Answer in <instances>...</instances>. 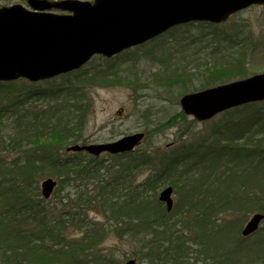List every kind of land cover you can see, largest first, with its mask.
<instances>
[{
    "label": "trees",
    "instance_id": "obj_1",
    "mask_svg": "<svg viewBox=\"0 0 264 264\" xmlns=\"http://www.w3.org/2000/svg\"><path fill=\"white\" fill-rule=\"evenodd\" d=\"M211 34L216 49L223 54L206 67L201 87L250 74L248 54L254 38L249 25L231 21L229 27L214 29ZM173 70L161 78L162 84L167 88L182 87L186 91L188 85L183 81L191 75ZM69 76L66 75L62 83H54V92L45 94L56 99L57 94L63 97L40 109L26 105L36 92L29 85L21 84V79L0 81L2 264H96L99 259L96 247L103 240L104 230L99 222L87 224L85 221L87 210L95 205L116 226L122 222L126 224L116 230L119 234L153 228L146 245L161 260L195 264L193 257H198L209 259V264H264V237L253 235L254 242L258 243L256 252L253 244L235 248V244L229 243L230 225L227 231L219 228L222 225L218 223L213 225L214 198L208 202V194L216 192L221 208L249 205V210L264 212V102L245 104L226 112L246 110L247 123L235 133L248 132L244 146L236 141L235 144L212 143L207 147L200 143L168 153L158 149H135L109 155L111 165L105 166V158L64 151L66 145L79 140L78 134L84 124L88 107L85 82H96L94 76L84 70L78 71L75 81ZM231 135H227V141L233 140L229 139ZM206 157L209 169L220 168L226 159L230 165L211 181L203 176L196 180L180 179L189 169L188 166L180 169L181 163L191 160L193 162L187 165L203 164ZM156 161L159 167L153 170V175L138 180L143 168ZM102 168L104 171L100 172ZM46 176L57 180L49 199L40 194L39 183ZM92 179L97 184L94 193L88 192L86 183H74L78 180L88 183ZM73 183L75 187L81 186L80 189L63 193ZM166 183L175 186L180 198L184 199L181 208L174 207V216L163 206H152L161 205L156 191ZM180 188L185 189L179 191ZM176 204H180L179 198ZM144 219L147 224H143ZM70 228L80 235L71 236Z\"/></svg>",
    "mask_w": 264,
    "mask_h": 264
},
{
    "label": "water",
    "instance_id": "obj_2",
    "mask_svg": "<svg viewBox=\"0 0 264 264\" xmlns=\"http://www.w3.org/2000/svg\"><path fill=\"white\" fill-rule=\"evenodd\" d=\"M264 0H27L34 10L21 4L0 6V80L25 77L36 81L79 67L95 52L111 55L124 47L145 41L170 26L189 20L219 22L230 13ZM61 9L57 14L46 9ZM264 99V73L184 95L180 103L186 113L206 119L218 111L248 101ZM142 132L116 141L71 145L67 150L92 154L132 149ZM55 180L41 182L48 197ZM169 186L160 200L172 206ZM262 213H255L242 230L254 231ZM125 264H135L133 259Z\"/></svg>",
    "mask_w": 264,
    "mask_h": 264
},
{
    "label": "rangeland",
    "instance_id": "obj_3",
    "mask_svg": "<svg viewBox=\"0 0 264 264\" xmlns=\"http://www.w3.org/2000/svg\"><path fill=\"white\" fill-rule=\"evenodd\" d=\"M17 2L26 5L25 0H3L0 1V4L7 5ZM238 18L244 23L250 24L252 34L256 39L251 48L253 53L248 57L250 72H264V5H253L246 8L241 11ZM188 28L191 32H187L185 28H179L169 34H164L157 41L131 48L125 55L116 58L114 65L106 72L109 73L105 77L106 85L92 86L86 94L90 105L86 111L85 126L79 137L81 140L105 142L135 131H147V138L141 144V148H153L167 143L177 145L183 140L208 136L207 133L214 125L212 122L217 121L220 116L213 121L206 122L193 120L189 115L182 118L179 116L181 107L177 102L180 89L175 86L168 89L161 83L164 73L173 69L176 60L181 59L182 61L179 63L182 67L179 71L191 74V78L185 83L187 85L201 84L203 76L206 74V72H202L203 67L209 66L219 53L209 35L194 43L188 40L189 38L194 40V36L199 37L201 32L207 31L205 27L191 24ZM192 51L198 52L196 58ZM104 63L105 59L96 56L86 66L92 68L90 64H96L95 69H100L104 67ZM196 68L199 69V72L195 71ZM128 77L134 80L138 77L139 81L137 83L134 80L128 82L126 81ZM61 80V77L55 78L57 82ZM22 83L27 85L25 82ZM49 84V82L36 83L37 94L31 97L29 102L37 104L38 107L53 102L54 97L45 96L46 91H42L44 90L42 87L45 88ZM29 102L27 101L28 104H30ZM145 108H149L152 121H148L142 116V111ZM120 109L122 112L118 115L117 111ZM170 116H174V121L162 129H157V125ZM106 156L102 155L106 159L104 164L108 166L110 162ZM188 173L193 178L200 176L201 173L202 175L206 174L209 179L213 172L207 171L206 167L193 166L188 170ZM93 189H95V182L89 183V190L93 191ZM173 198L175 200V194ZM250 215V212L243 213V223ZM231 217L232 215L223 213L217 215L216 218H220L217 221L222 222L231 220L229 219ZM85 221L87 224L99 222L104 229V238L96 247L100 248L102 255L96 264L105 263V257L111 259L113 264H124L125 260L131 257L136 259L137 264H170V260H161L154 256L145 244L151 236L149 232L125 233L123 231L119 234L116 230L126 224L122 222L117 226L114 225V221H108L99 212L96 205L87 212ZM236 229L237 226L233 224L231 231H236ZM68 231L71 236L80 235L79 233L74 234L76 229L70 228ZM251 239L249 238V241ZM225 241L227 240L225 239ZM220 250L222 252V247ZM219 259L221 260L220 257Z\"/></svg>",
    "mask_w": 264,
    "mask_h": 264
}]
</instances>
